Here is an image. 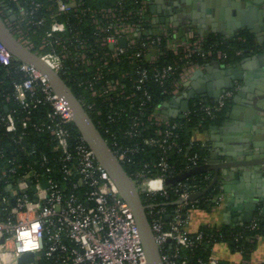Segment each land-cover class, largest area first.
Masks as SVG:
<instances>
[{
  "label": "built area",
  "instance_id": "1",
  "mask_svg": "<svg viewBox=\"0 0 264 264\" xmlns=\"http://www.w3.org/2000/svg\"><path fill=\"white\" fill-rule=\"evenodd\" d=\"M148 1L141 0L133 13L124 10L121 1L94 9L85 7L82 0H0V15L14 37L68 85L70 82L82 89L77 98L92 120H97V128L102 129L103 137L121 163L132 162V155L145 145L158 146L164 154L178 146L175 138L179 124L164 114L163 105L153 103L146 83L151 78L164 85L172 77L168 102L175 101L171 112L179 114L183 84L195 68L202 66L189 58L195 53H212L210 49L202 51V37L191 40L190 35L182 41L172 25H159L152 31L146 17ZM73 13L86 17L83 25L92 27L91 34H84L81 29L69 31L67 18ZM132 14L138 17L132 19ZM162 48L187 62L182 65L175 60L158 66L156 60ZM217 55L225 56L220 50ZM0 65L14 67L20 74L12 80L11 96L19 105L18 110L24 111L20 119L17 109L4 111L0 116L1 128L12 134L11 138L27 155L35 153V148L28 144L27 130L46 133L55 154L40 156L41 172L30 166L19 173L14 157L2 167L7 173L4 184L8 195L0 199V237L4 236L0 264H17L18 256L24 252L33 253L32 261L26 264H146L130 207L81 134H72V116L63 99L36 68L14 57L1 40ZM231 95L230 91L223 92L213 105L200 102H205L202 108L211 114ZM192 100L182 112L183 117L189 114ZM39 105L46 106L43 118L33 120L32 113ZM145 130L149 131L147 135ZM189 148L188 145L184 154L187 166L180 171L173 170L164 156L152 165L160 174L136 169L130 175L140 192L145 193L146 213L164 264H192L184 250L197 248L205 241L201 226L196 230L189 227L191 212L199 209L197 205L205 193L193 200L189 196L209 184H201L202 180L196 177L189 181L193 174L172 184L165 182L208 162L201 163L196 155L188 154ZM203 179L211 181L212 177L205 175ZM158 196L163 200H156ZM210 200L212 210L218 205L219 196ZM167 203L174 207L168 209ZM2 211L5 215L1 217ZM256 218L257 215L249 223L240 224L254 232L239 234L235 240L242 238L256 245L264 235L257 231ZM202 226L215 230L221 227ZM205 242L211 244V250L197 264L223 263L215 248L228 245L212 239V235ZM252 252V248L242 247L238 251L241 259L233 264H264V259L253 258Z\"/></svg>",
  "mask_w": 264,
  "mask_h": 264
},
{
  "label": "crops",
  "instance_id": "2",
  "mask_svg": "<svg viewBox=\"0 0 264 264\" xmlns=\"http://www.w3.org/2000/svg\"><path fill=\"white\" fill-rule=\"evenodd\" d=\"M251 4L259 9V32L252 31L256 40L262 42L264 0H149L146 17L152 31L159 25H172L182 41L190 35L231 36L239 29L237 24L240 8ZM196 89L202 90L204 98L195 95ZM225 91L232 93L225 119L219 125L194 132L192 140L201 141L208 146V162L212 160L211 156L215 162L263 156L264 97L259 96L264 94V50L233 64L213 60L195 68L184 82L180 96L181 101L187 94H192V99L204 101L205 97L218 99ZM174 103L175 101L171 102L169 108H163L164 114L171 111ZM211 172L213 175V171ZM235 173H238V177H235ZM215 184L218 189V205L209 211L193 210L189 218L191 230L205 224L232 225L233 215L240 218L246 206L253 202L258 206L254 216H263L259 208L264 206V163L221 168ZM215 252L225 264H233L241 259L238 252H232L224 244L218 245ZM252 256L264 259V235L257 241Z\"/></svg>",
  "mask_w": 264,
  "mask_h": 264
},
{
  "label": "trees",
  "instance_id": "3",
  "mask_svg": "<svg viewBox=\"0 0 264 264\" xmlns=\"http://www.w3.org/2000/svg\"><path fill=\"white\" fill-rule=\"evenodd\" d=\"M83 5L85 7L99 9L101 7H108L116 3L117 1H121L124 6V10H131L133 13L138 10L140 7L141 0H82ZM132 19L137 18L136 14H132ZM65 16H60V18H64ZM67 18V17H66ZM68 21L70 22L71 27H69V31L73 32L76 29H81L84 34H91L92 27L88 25H83L86 17L77 16L74 13L68 16ZM82 23H79V21ZM197 38L196 35L192 36L191 40ZM38 41L39 39L36 38ZM211 50V55L207 56L202 53L193 54L189 60L192 62L198 63L200 65H206L211 63L213 60H217L223 62L225 64H233L241 59L252 56L254 54H258L263 52L264 50V40L262 42H258L255 38V34L252 30L248 28H239L236 33L231 36H224L221 34H210L202 37V51ZM221 51L225 54V56L218 57L217 52ZM238 50H242L240 54L237 53ZM162 53L159 55L156 60V64L158 66H162L164 64L172 63L177 60L178 63L184 65L187 62V59L183 58L182 60L178 59V55H174L170 50L162 48ZM205 53V52H204ZM151 69V65H147ZM19 73L14 70V67H5L0 65V116L1 114L9 109H19V105L13 100L11 96L12 93V80L13 78H18ZM72 91L76 96H79V92L82 90L81 88L73 85L68 82ZM146 89L152 96V101L154 104L163 105V108H169V99L171 97V89H172V77H169L165 80L164 85H160L157 82H154L151 78L146 83ZM7 96L9 100H7ZM217 101H207L200 102L198 99H193L189 104V114L186 117H172L169 116L170 121L177 122L179 124L176 129L177 137L175 141L177 143V147L171 148L167 150L164 154L158 146H148L145 145L144 148L132 155V162H124L122 163L126 172L133 176V172L136 169H143L148 172V174H160V170H155L152 168L153 163H156L161 159V157L165 156V160L169 163L171 168L175 171H180L187 166L188 160L185 157V149L189 145L188 154L196 155L199 162H205L209 160V149L208 146L198 140H192L191 136L194 133L193 130L196 129L199 132L207 130L212 125H219L225 119L226 112L231 104V97L223 99V104L219 110H213L211 114L207 113L203 108L202 104L213 105ZM45 105H39L37 108H34L32 113L33 120H42L43 113L45 111ZM24 115V111L18 110V119ZM94 123L98 125L97 120L93 119ZM1 122V121H0ZM27 134V141L29 146L33 149L35 148V153L27 155L23 150L20 149L17 142H15L10 133H6L3 128H1L0 123V199L8 195L5 189L4 177L7 176L6 171L2 170V167L6 165L7 159L14 157L15 164H18V172L21 173L28 167H33L38 169L39 172L43 170V166L40 164V156L48 155L54 156L55 154L51 152L52 143L49 140V136L46 133L42 132H34L32 128H29ZM101 133L105 137L102 129L100 128ZM151 131V130H150ZM71 132L73 135H78L79 132L72 126ZM149 133L148 130H145L144 135ZM148 164L145 167V164ZM156 171V172H155ZM205 175H209L213 178L212 172L202 171L198 173H194L189 177V181L192 177H196L201 179V184H210V180L203 179ZM218 195V189L216 184H214L205 194L200 198V202L197 205L199 209L209 211L212 202L211 198ZM141 197L144 203H147L145 193H141ZM156 200H163L162 197L158 196ZM166 207L168 209H172L174 204L167 203ZM4 211H2L1 217L4 216ZM256 223L258 225L257 231L260 233H264V218L263 216L257 215ZM200 230L204 233V238L212 235V239H215L219 242L226 243L232 252H238L239 249L249 250L254 249L255 244H250L249 242L240 238L239 240H235V237L239 234H251L254 231L245 225H221L218 230L208 228L206 226H201ZM203 242L201 246L191 250H184V253L187 254L190 263L197 264V261L200 259H205L210 250L211 244ZM247 256V254H244ZM249 255V254H248ZM225 264V263H221Z\"/></svg>",
  "mask_w": 264,
  "mask_h": 264
},
{
  "label": "water",
  "instance_id": "4",
  "mask_svg": "<svg viewBox=\"0 0 264 264\" xmlns=\"http://www.w3.org/2000/svg\"><path fill=\"white\" fill-rule=\"evenodd\" d=\"M259 9L254 5H247L240 8L239 10V22L237 28H248L254 30L258 33V17ZM13 19L14 16H11ZM164 21V20H163ZM146 32V31H144ZM0 40L9 50V52L25 63L32 65L36 68L48 81L51 88L63 99L67 109L71 113L72 122L75 129L81 134L86 144L93 151L96 160L105 168L108 175L111 177L115 185L117 186L121 196L126 201L128 206L131 209L134 221L139 231L141 244L146 257V264H164L161 254L158 248V245L155 242L153 231L150 226V222L146 213V205L144 204L141 197V188H139L131 176L126 172L122 163L117 159L116 155L112 151L111 147L97 128L96 124L92 120L91 116L84 108L82 103L79 101L77 96L72 91L71 87L67 82L62 78V76L47 66L40 57L31 49L23 46L10 32L6 24L4 23L0 15ZM124 40L122 39V42ZM198 72V71H197ZM195 72V74L197 73ZM194 77V76H193ZM195 95L203 96L202 90H194ZM192 94L184 95L180 103L178 114L177 111H169L167 115L172 117L183 118L182 112H185L188 108V102L192 99ZM197 97V96H196ZM259 97H264L260 95ZM210 99V100H209ZM215 98H206L204 101H213ZM254 105H256V99H254ZM212 160L190 168L182 173H179L173 177L167 178L165 180L166 184H172L176 181H179L186 176H189L194 173L202 171H213V178L207 188L200 192L192 193L189 196V199L193 200L206 191H208L217 181L219 170L221 168H232L240 167L245 165H257L264 163V155L260 157H255L253 159L247 160H222L221 162H215L212 157ZM235 177H238V173L234 174ZM43 185H45V180H42ZM34 189V188H33ZM181 201V200H179ZM12 205H15L14 198L10 199ZM260 213L264 216V206H261ZM258 211V206L255 202L248 204L246 209L243 211L240 218L233 215L232 225H240L249 223L254 217L255 212ZM4 241V236L0 237V243ZM33 259L32 252L21 253L17 258V264H26L31 262Z\"/></svg>",
  "mask_w": 264,
  "mask_h": 264
}]
</instances>
